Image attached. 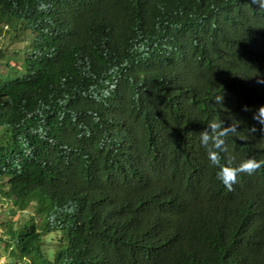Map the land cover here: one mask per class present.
Listing matches in <instances>:
<instances>
[{
    "label": "trees",
    "instance_id": "obj_1",
    "mask_svg": "<svg viewBox=\"0 0 264 264\" xmlns=\"http://www.w3.org/2000/svg\"><path fill=\"white\" fill-rule=\"evenodd\" d=\"M3 31L23 43L0 50L3 264H264V166L228 191L199 136L235 119L248 140L229 134L221 164L264 161V9L0 0Z\"/></svg>",
    "mask_w": 264,
    "mask_h": 264
},
{
    "label": "clouds",
    "instance_id": "obj_2",
    "mask_svg": "<svg viewBox=\"0 0 264 264\" xmlns=\"http://www.w3.org/2000/svg\"><path fill=\"white\" fill-rule=\"evenodd\" d=\"M251 5H256L257 9H264V0H251ZM256 83L264 84V78H258ZM223 99L224 96L222 94L215 96L213 100L215 101V104L223 106ZM244 110L250 111L251 109L245 106ZM253 118L257 120L262 126H264V105H261L258 111L253 114ZM238 124L239 121L235 119H233L232 123L228 126H224V122L222 120L219 122L216 120H211L207 123L208 127L199 134L200 142L206 151L207 159L212 165L218 166L219 168L216 173V179L221 181L228 191L233 190V185L237 182L238 174L244 173L247 175H252L258 169L264 166V161H257L255 158L245 159L236 167L221 164L220 152L227 151L225 146V138L229 134L237 135L238 139L241 141L248 140L247 135H240L237 131ZM256 131L257 129L254 126L249 129L250 133H254ZM260 131L264 132V127H262ZM182 176L186 178L185 173H183ZM189 180H193V178ZM201 185L203 184L197 183V186ZM253 191L258 194V199L256 200V206L249 213V216L252 219H255L258 217V215L264 216V188H255ZM184 192L189 196V198L192 196L190 189H183L182 186L179 187L173 182L171 187V197L175 203L183 202L182 199H184ZM193 198L195 197L192 196L190 199L192 200ZM262 228L264 229V226H262Z\"/></svg>",
    "mask_w": 264,
    "mask_h": 264
},
{
    "label": "rangeland",
    "instance_id": "obj_3",
    "mask_svg": "<svg viewBox=\"0 0 264 264\" xmlns=\"http://www.w3.org/2000/svg\"><path fill=\"white\" fill-rule=\"evenodd\" d=\"M13 35H14V32L7 34L4 31H3V34L2 32L0 34V50L4 51L6 54H10L12 51H14L15 49H18L19 47L23 45V43H21L19 39H15ZM10 63H13V61H10ZM7 208H8V202L4 199L2 200L0 199V220L6 219L7 216H10V214L7 211ZM22 213L23 212L18 211L17 214L19 216L20 215L22 216ZM3 259L5 258L3 257ZM0 264H3L2 260H0Z\"/></svg>",
    "mask_w": 264,
    "mask_h": 264
}]
</instances>
